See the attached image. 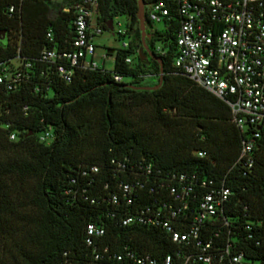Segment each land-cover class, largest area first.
<instances>
[{
	"label": "trees",
	"instance_id": "trees-1",
	"mask_svg": "<svg viewBox=\"0 0 264 264\" xmlns=\"http://www.w3.org/2000/svg\"><path fill=\"white\" fill-rule=\"evenodd\" d=\"M73 1L0 0V63L9 69L29 63L19 65L27 77L13 90L0 84V264H136L127 253L134 259L173 254L176 245L165 230L121 224L163 194L144 180L147 165L214 181L225 176L233 192L226 213L237 227L229 226L231 236L252 264H264V127L255 138L252 169L239 172L233 164L250 131L235 127L223 101L172 72L173 24L149 29L145 38L152 51L156 42L167 49L158 56L160 85L126 86L154 87L159 79V63L144 56L135 0H98L102 29L114 16L125 17L128 46L115 49L112 69L74 68L63 81L39 54L70 47L73 11L62 8ZM113 74L131 80L116 82ZM140 74L153 82L143 84ZM48 128L51 140L39 142L37 134ZM121 181L133 185L130 204ZM88 223L104 229L92 244L85 242Z\"/></svg>",
	"mask_w": 264,
	"mask_h": 264
},
{
	"label": "built area",
	"instance_id": "built-area-1",
	"mask_svg": "<svg viewBox=\"0 0 264 264\" xmlns=\"http://www.w3.org/2000/svg\"><path fill=\"white\" fill-rule=\"evenodd\" d=\"M143 3L147 24L161 22L163 27L174 26L172 72L185 76L223 101L235 127L240 132L250 131L241 140L233 164L239 172H249L254 164L255 138L259 137V128L264 127V0H143ZM70 8L74 27L70 47L44 48L39 54L41 61L54 65L55 72L65 82L70 80L74 68L104 69L94 60L93 38L102 32L97 21L98 0H74L62 11ZM14 9L11 5L8 12ZM117 18L110 19V33L120 38L122 48H127L126 27L125 24L121 27ZM46 36L50 38V33ZM166 50L156 42L152 52L165 56ZM107 56L106 52L100 55L101 63ZM125 62L130 63L131 57H126ZM21 64L25 68L29 66V63H19L9 69L0 63V84L6 90H13L27 77L22 73ZM112 77L116 82L122 81L118 74ZM9 138L13 139L14 133ZM37 138L48 143L52 138L50 129L38 133ZM203 155L204 152H197V156ZM143 177L163 194L153 203L139 206L126 215L121 224L161 228L175 243L176 251L161 258L145 254L139 259L127 253L136 264H252L237 247V238L231 236L234 231L229 226L237 227L230 224L226 213L233 192L225 176L214 181L198 178L194 173H163L147 165ZM118 185L123 197H129L126 203L130 204L133 185L124 181ZM136 185L140 183L136 181ZM148 191L153 192V187ZM110 201L116 203L117 196L112 195ZM85 230L87 244H92V239L104 232L102 226L94 223H88ZM116 259L121 260V256Z\"/></svg>",
	"mask_w": 264,
	"mask_h": 264
},
{
	"label": "rangeland",
	"instance_id": "rangeland-1",
	"mask_svg": "<svg viewBox=\"0 0 264 264\" xmlns=\"http://www.w3.org/2000/svg\"><path fill=\"white\" fill-rule=\"evenodd\" d=\"M121 27L124 26L125 17L118 16L117 20ZM163 28V24L161 22H153L152 24L146 23V30L156 29L161 30ZM126 40V37L124 38ZM93 43L95 45V56L94 60L99 66H102L105 70H111L113 65L114 51L121 47V40L117 38V36H112V34L108 30L102 29V32L93 38ZM107 48L113 49L110 55H108L101 63L100 55L107 51ZM130 57H134V55H130ZM131 78L124 76L122 77V82L128 83ZM153 77H145L142 80L143 84H151L153 82Z\"/></svg>",
	"mask_w": 264,
	"mask_h": 264
},
{
	"label": "water",
	"instance_id": "water-1",
	"mask_svg": "<svg viewBox=\"0 0 264 264\" xmlns=\"http://www.w3.org/2000/svg\"><path fill=\"white\" fill-rule=\"evenodd\" d=\"M136 1V20H137V27L140 33V41L142 43V48L144 51V56L153 59L155 61H157L159 63V79L157 84L153 87V86H136V85H131V84H126V86L134 88V89H142V90H148V89H152L155 87H158L160 85L161 79H162V75H163V71H162V66H161V59L156 56L152 50L147 46V44L145 43V37L146 38H150V34L146 33V19H145V15H144V3L143 0H135ZM105 27L106 29L111 32L112 30V25H111V20H107L105 22ZM4 36V31L0 30V39ZM141 49L138 50L137 54L139 58H142L141 54Z\"/></svg>",
	"mask_w": 264,
	"mask_h": 264
},
{
	"label": "flooded vegetation",
	"instance_id": "flooded-vegetation-1",
	"mask_svg": "<svg viewBox=\"0 0 264 264\" xmlns=\"http://www.w3.org/2000/svg\"><path fill=\"white\" fill-rule=\"evenodd\" d=\"M146 33L149 34V33H148V30H146ZM145 38H146V37H145Z\"/></svg>",
	"mask_w": 264,
	"mask_h": 264
}]
</instances>
